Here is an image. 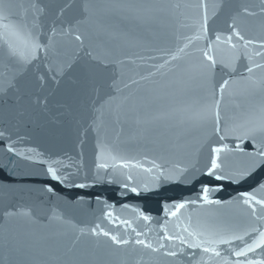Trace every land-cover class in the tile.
I'll return each mask as SVG.
<instances>
[{
    "label": "water",
    "instance_id": "1",
    "mask_svg": "<svg viewBox=\"0 0 264 264\" xmlns=\"http://www.w3.org/2000/svg\"><path fill=\"white\" fill-rule=\"evenodd\" d=\"M260 152L264 0H0V264L264 261Z\"/></svg>",
    "mask_w": 264,
    "mask_h": 264
},
{
    "label": "snow or ice",
    "instance_id": "2",
    "mask_svg": "<svg viewBox=\"0 0 264 264\" xmlns=\"http://www.w3.org/2000/svg\"><path fill=\"white\" fill-rule=\"evenodd\" d=\"M237 35H238V33H237ZM77 39H79V37H77ZM217 39H219V37H217ZM35 47H39V45L37 44V45H35ZM205 56H206L209 60L212 59V57L208 56L207 53H205ZM256 67H259V65H257ZM248 71L251 72L252 69L249 68ZM225 83H227V82H225ZM222 87H223V85H222ZM213 151H214V152H215V151H219V149H213ZM258 155L261 156V157H264V152H260V153H258ZM100 166H101V167H107V165H100ZM217 167H218V165H217L216 159L213 158V159H212V168L215 169V168H217ZM48 171H49L50 173H52L53 175H55L54 169L49 168ZM133 191H135V189H133ZM204 191L207 192V188H205ZM242 195H243L244 197H246V199H245V201H244L245 203H249L250 200H255V197H254V196H251L249 193H243ZM256 203L264 205V201H261V200H256ZM176 207H177V208H181V207H183V205H182V204H178V205H176ZM174 214H175V213H173V215H174ZM253 214H255V213L253 212ZM145 219H148V217H145ZM125 223H127V222H125ZM253 231H255V230H253ZM93 232L95 233V229H93ZM103 234L106 235V236L108 235L107 232H104ZM137 235H139V233H137ZM244 235L246 236V235H248V234L245 233ZM111 238H112V240H113L114 242H116V243H118V244L127 243V241H125V240H118L115 236H113V237H111ZM243 238H244L243 236H236V235H233V236H231L229 239L221 238V239H219V240H217V241L210 242V243L227 244V243H230L231 240H242ZM169 239H174V237H169ZM136 242H137L138 244H144V243H145L143 240H137ZM146 246H147V247H151L150 244H149V245H146ZM189 246H190V247H193V248L200 247L199 244H192V245H189ZM261 247H264V231H261V232L259 233L258 238L255 239V240H253L250 244H246V246H245L244 248H242V249H240V250H238V251H235V252H234V255L237 256V257H240V256H246L248 253H251V252H253V251H255L256 249L261 248ZM203 251H204L205 253H212V254H213L214 256H216V257H218V256L221 255V253H220L219 251H217L214 247H205V248H203ZM169 255H173V256H174V255H176V253H175V252H170ZM247 264H264V261L249 260V261L247 262Z\"/></svg>",
    "mask_w": 264,
    "mask_h": 264
}]
</instances>
